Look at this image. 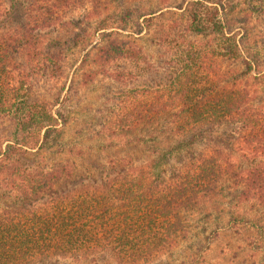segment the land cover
Listing matches in <instances>:
<instances>
[{
  "label": "trees",
  "instance_id": "obj_1",
  "mask_svg": "<svg viewBox=\"0 0 264 264\" xmlns=\"http://www.w3.org/2000/svg\"><path fill=\"white\" fill-rule=\"evenodd\" d=\"M69 1L0 0V120L13 127L0 142V264H139L184 238L192 214L215 206L225 187L264 204V89L255 83L264 80V67L244 56L223 1H197L195 12L174 5L178 17L154 35L170 46L161 71L139 43L154 15L125 5L118 30L106 31L110 21L102 15L110 3L87 0L91 9L81 21L95 23L103 36L76 70L88 59L93 68L77 80L65 69L71 47L50 37L68 24L54 9ZM85 34L71 33V46ZM222 57L242 59L245 69L223 70ZM99 75L127 83L111 89L112 121L102 128L125 138L123 147H141L142 160L113 154L115 146L90 167L57 157L80 100L74 85ZM64 76L46 97L35 91L40 78Z\"/></svg>",
  "mask_w": 264,
  "mask_h": 264
},
{
  "label": "rangeland",
  "instance_id": "obj_2",
  "mask_svg": "<svg viewBox=\"0 0 264 264\" xmlns=\"http://www.w3.org/2000/svg\"><path fill=\"white\" fill-rule=\"evenodd\" d=\"M54 1V0H51ZM202 0H102L101 5L106 6L110 3L102 17H107L109 30H118L122 9L125 5L139 7L144 10L147 17L152 16L149 26L141 34L139 43L144 47V51L150 57L151 61L162 71L166 68L167 63L164 60L168 57L170 46L168 43H157L159 29L168 28L169 19L177 18L180 10L174 5L185 3L190 12L200 9L198 4ZM215 1V0H211ZM211 1H206L207 5H215ZM225 5L224 15L228 19V29L232 33H237V38L243 46L245 57L256 59L258 66L264 67V0H222ZM103 8V7H102ZM91 9V3L87 0H70L68 5L56 6L54 11L60 12L62 19L67 21L61 33L50 31V37H57L61 46H70L66 51L65 69L68 77L76 78L81 76L82 71L92 69L90 59L84 61L82 69L77 71V67L82 64L84 55L90 51L93 45L101 42L103 30L95 32L94 22L97 15L90 14L87 19L91 24L84 21L85 13ZM150 12H155L150 14ZM162 12V13H161ZM177 12V13H175ZM188 17V15H185ZM71 19L76 24L70 23ZM143 19V18H142ZM64 21V22H65ZM148 22H145L146 25ZM87 31L85 37L79 41L77 46H71V33L82 34ZM122 34L127 31L120 32ZM210 36V35H209ZM197 41L208 37L201 35L193 36ZM57 49V48H54ZM52 50V48H51ZM220 67L227 70L230 67L239 72L245 69V63L242 59L227 60L218 58ZM161 63V64H160ZM250 80L254 81L257 71L251 72ZM67 77L61 80L52 79L49 82L45 78H40L35 91L46 97L48 92H55L57 88L67 81ZM258 89H264V80L255 82ZM127 83L117 82L113 78L99 75L94 81L81 86L74 85L78 90L76 100L79 103L72 110L71 119L65 127V150L57 154L61 159H68L70 162H82V165L91 166L95 163H103L108 157L110 147H117L112 151L113 154L127 151L136 158L142 160L143 149L141 147L121 146L126 144V139L109 137L107 132L112 117H108L110 110L115 106L114 95L111 89H119L126 86ZM79 98V99H78ZM108 127L102 128L104 122ZM103 130V131H102ZM12 123L9 119L0 120V142L6 144L12 136ZM108 146L109 149H108ZM97 147H101L97 150ZM104 149L105 151H101ZM90 161V165H89ZM86 166V167H87ZM239 213H244L245 219L240 220L237 217ZM189 227L184 238L174 245L171 249L156 256L154 259L139 264H264V204L250 203L240 200L237 192L231 187H225L222 195L216 205L206 207L195 211L189 218ZM49 264H92L91 262L70 263L69 260L53 261ZM97 264H104L102 262Z\"/></svg>",
  "mask_w": 264,
  "mask_h": 264
}]
</instances>
